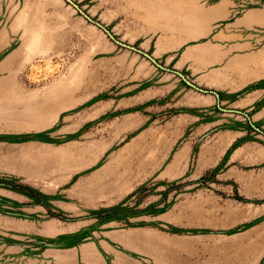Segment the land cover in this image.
I'll list each match as a JSON object with an SVG mask.
<instances>
[{
    "label": "rangeland",
    "instance_id": "1",
    "mask_svg": "<svg viewBox=\"0 0 264 264\" xmlns=\"http://www.w3.org/2000/svg\"><path fill=\"white\" fill-rule=\"evenodd\" d=\"M74 1L219 98L66 0H0V264H264V0Z\"/></svg>",
    "mask_w": 264,
    "mask_h": 264
},
{
    "label": "water",
    "instance_id": "2",
    "mask_svg": "<svg viewBox=\"0 0 264 264\" xmlns=\"http://www.w3.org/2000/svg\"><path fill=\"white\" fill-rule=\"evenodd\" d=\"M69 4H71L74 8H76L78 10V12H80L87 20H89L90 22L96 24L97 26H99L100 28H102L107 34L108 36L118 45L122 46V47H125V48H128L130 50H134L135 52H138L144 56H146L149 60H151L154 64H156L158 67L162 68L163 70H166V71H170V72H173L175 74H178L180 77H182L185 82L192 86L193 88H195L196 90L200 91V92H203V93H212L214 94L216 97L219 98V93L215 90H212V89H206V88H201L199 86H197L196 84H194L193 82L189 81L180 71L176 70V69H173V68H169V67H166L162 64H160L159 62H157V60L152 56L150 55L149 53H147L146 51L140 49V48H137L131 44H128V43H125L119 39H117L113 34L112 32L104 25L102 24L101 22L95 20L94 18H92L88 13H86L80 6L77 2H75L74 0H66ZM222 108V107H221ZM222 110H225V111H229V112H241V113H244L246 114V116H248V114L246 112H243V111H238L236 109H225V108H222Z\"/></svg>",
    "mask_w": 264,
    "mask_h": 264
},
{
    "label": "bare ground",
    "instance_id": "3",
    "mask_svg": "<svg viewBox=\"0 0 264 264\" xmlns=\"http://www.w3.org/2000/svg\"><path fill=\"white\" fill-rule=\"evenodd\" d=\"M195 1V0H194ZM192 3H193V1H191ZM190 2V0H189V4L191 3ZM198 2V0H196V3H195V5H194V8L192 9V10H190L189 12V14H191V15H193V17H195L194 16V12H195V15H197V13L198 12H200V13H202V14H199V16L200 15H203L204 14V16L206 17V16H209V14H205V13H208V11L210 12V15L212 14L213 15V13H219V14H223V13H227L228 15L230 14V13H232V7H233V2H232V0H199V2ZM192 5V4H191ZM193 6V5H192ZM191 6L189 5V7L188 8H190ZM189 10V9H188ZM193 11V12H192ZM197 12V13H196ZM212 12V13H211ZM219 14H215V17H214V15H213V19L214 18H216V19H214V20H218L217 19V17H219V19H220V16L221 15H219ZM227 14H223L222 16L223 17H227ZM261 14H263V12L261 13ZM261 14L259 15L260 16V20H261ZM216 15H218L217 17H216ZM199 16H197L198 18H199V20L201 19V21L199 22V23H203V24H209V23H213L214 21H211V20H213V19H211L210 21L211 22H209V19H210V17L208 18V17H206V20H207V18H208V22H202V19L203 20H205V17H202V18H200ZM263 16V18H264V14L262 15ZM192 17V16H191ZM192 17V18H193ZM212 17V16H211ZM222 17V18H223ZM259 19V18H258ZM193 20H198V19H195V18H193ZM256 21V20H255ZM258 22H259V20H257ZM257 21H256V24H257ZM262 21H264V19L262 20ZM261 21V22H262ZM260 22V23H261ZM215 23V22H214ZM241 22H239L238 24H240ZM244 22H242V24H243ZM262 23H264V22H262ZM236 24H237V22H236ZM234 25V24H233ZM262 25H264V24H262ZM238 26V25H237ZM241 26V25H240Z\"/></svg>",
    "mask_w": 264,
    "mask_h": 264
}]
</instances>
